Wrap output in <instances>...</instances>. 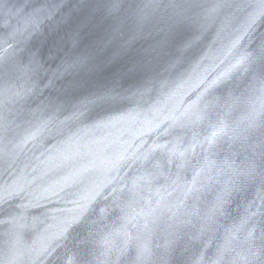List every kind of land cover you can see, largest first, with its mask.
<instances>
[{
  "label": "water",
  "instance_id": "95a60500",
  "mask_svg": "<svg viewBox=\"0 0 264 264\" xmlns=\"http://www.w3.org/2000/svg\"><path fill=\"white\" fill-rule=\"evenodd\" d=\"M0 264H264V0H0Z\"/></svg>",
  "mask_w": 264,
  "mask_h": 264
}]
</instances>
